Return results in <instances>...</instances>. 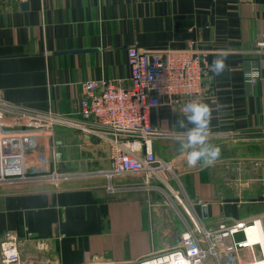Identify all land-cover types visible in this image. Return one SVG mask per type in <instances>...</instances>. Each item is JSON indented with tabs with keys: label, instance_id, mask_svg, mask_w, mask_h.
Here are the masks:
<instances>
[{
	"label": "crops",
	"instance_id": "1",
	"mask_svg": "<svg viewBox=\"0 0 264 264\" xmlns=\"http://www.w3.org/2000/svg\"><path fill=\"white\" fill-rule=\"evenodd\" d=\"M263 32L264 0H0L1 99L76 117L82 83L129 87L128 46L178 50L195 44L205 68V94L198 101L213 109L209 142L220 148L211 165L189 166L176 139L155 140V153L177 175L174 184L112 192L103 177L48 176L111 167L107 141L54 127L26 150L35 176L0 185V242L6 234L16 236L22 263L138 264L181 239L177 185L193 198L206 228L251 220L255 205L264 204V54L256 52ZM222 54L227 67L215 75L210 65ZM252 62L262 73L256 86L243 76ZM178 118L184 114L165 103L151 112L156 128L176 136L182 131ZM141 178L113 183L139 184ZM231 199L237 201L226 202ZM260 231L258 224L249 237Z\"/></svg>",
	"mask_w": 264,
	"mask_h": 264
},
{
	"label": "built area",
	"instance_id": "2",
	"mask_svg": "<svg viewBox=\"0 0 264 264\" xmlns=\"http://www.w3.org/2000/svg\"><path fill=\"white\" fill-rule=\"evenodd\" d=\"M256 52L264 54V32L257 42ZM127 56L131 73L129 87L117 81L82 83L84 96L76 117L40 112L0 98V185L25 182L35 176L28 172L26 150L57 126L93 132L107 141L111 167L88 173L48 175L54 181L103 177L109 181L108 189L114 192L152 189L158 183L168 186V174L177 178L172 164L159 158L153 148L155 140L176 139V135L156 128L151 112L165 103L184 114L188 102L204 97L202 55L195 44L178 50L148 49L132 44L127 48ZM261 74L260 66L253 62L243 72L251 86L258 85ZM131 175L142 176L141 183L114 185L117 178ZM173 196L185 226L179 243L160 255L139 259L138 264H211L209 257L213 264H257L264 259V220L261 217L223 222L216 229H210L203 224L193 201L179 192H173ZM257 224L262 234L253 241L249 231ZM19 244L16 236L5 235L0 242V264H34L22 263Z\"/></svg>",
	"mask_w": 264,
	"mask_h": 264
},
{
	"label": "clouds",
	"instance_id": "3",
	"mask_svg": "<svg viewBox=\"0 0 264 264\" xmlns=\"http://www.w3.org/2000/svg\"><path fill=\"white\" fill-rule=\"evenodd\" d=\"M225 61L226 56L223 54L213 59L210 65L211 72L221 75L227 67ZM185 107L184 118H178L175 122L182 130L176 136L179 150L186 153L189 166H196L198 162L211 165L220 156V148L209 142L213 109L207 103L198 100L188 102Z\"/></svg>",
	"mask_w": 264,
	"mask_h": 264
},
{
	"label": "rangeland",
	"instance_id": "4",
	"mask_svg": "<svg viewBox=\"0 0 264 264\" xmlns=\"http://www.w3.org/2000/svg\"><path fill=\"white\" fill-rule=\"evenodd\" d=\"M136 176V175H135ZM169 178H170V182H172V184H174V181L173 179H177V178H174L172 174H168ZM171 176V177H170ZM125 178H134V176H124L122 179H125ZM174 187V186H173ZM176 192H179L181 194V196H184L186 198H189L191 201H193L188 194H186L184 191L182 193V191L179 189L178 185H177V188H176ZM175 199V198H174ZM175 201L177 202V200L175 199ZM178 204V203H177ZM256 206V210H253V212H251L253 215V218H256V217H264V204L263 203H259ZM251 218V219H253ZM247 221V220H246ZM250 232V231H249ZM254 237V236H253ZM209 261L211 262V264H213V259L212 257H209Z\"/></svg>",
	"mask_w": 264,
	"mask_h": 264
},
{
	"label": "water",
	"instance_id": "5",
	"mask_svg": "<svg viewBox=\"0 0 264 264\" xmlns=\"http://www.w3.org/2000/svg\"><path fill=\"white\" fill-rule=\"evenodd\" d=\"M23 6H27V5L24 3ZM236 201H237L236 199L226 200V202H236ZM203 216H204V218H206L208 216L207 206L203 207Z\"/></svg>",
	"mask_w": 264,
	"mask_h": 264
},
{
	"label": "bare ground",
	"instance_id": "6",
	"mask_svg": "<svg viewBox=\"0 0 264 264\" xmlns=\"http://www.w3.org/2000/svg\"><path fill=\"white\" fill-rule=\"evenodd\" d=\"M257 225H258V224H257ZM255 227L257 228V226H255ZM255 227H254V228H252V229H254V230H255V229H256ZM261 234H262V233H261V231H260V232H259V234H258L257 236L253 237L252 239H251L250 237H249V238H250L251 240H253V241H254V240H256V239L260 238ZM261 261H264V259H262V260L258 261V262H257V264H258L259 262H261Z\"/></svg>",
	"mask_w": 264,
	"mask_h": 264
}]
</instances>
